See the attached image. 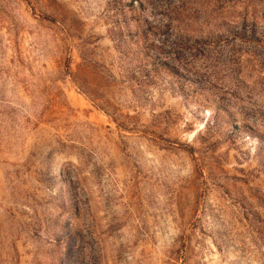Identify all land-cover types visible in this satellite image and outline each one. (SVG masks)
<instances>
[{
	"label": "rangeland",
	"instance_id": "1",
	"mask_svg": "<svg viewBox=\"0 0 264 264\" xmlns=\"http://www.w3.org/2000/svg\"><path fill=\"white\" fill-rule=\"evenodd\" d=\"M0 264H264V0H0Z\"/></svg>",
	"mask_w": 264,
	"mask_h": 264
}]
</instances>
